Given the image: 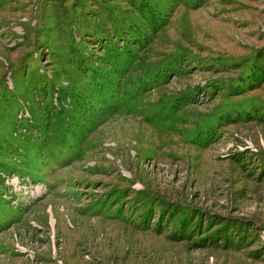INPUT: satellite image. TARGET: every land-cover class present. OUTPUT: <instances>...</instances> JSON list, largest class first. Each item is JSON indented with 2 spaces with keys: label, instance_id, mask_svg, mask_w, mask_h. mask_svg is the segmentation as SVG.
<instances>
[{
  "label": "rangeland",
  "instance_id": "374dc122",
  "mask_svg": "<svg viewBox=\"0 0 264 264\" xmlns=\"http://www.w3.org/2000/svg\"><path fill=\"white\" fill-rule=\"evenodd\" d=\"M0 264H264V0H0Z\"/></svg>",
  "mask_w": 264,
  "mask_h": 264
}]
</instances>
